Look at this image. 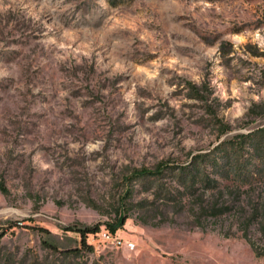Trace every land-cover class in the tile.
Masks as SVG:
<instances>
[{
    "label": "rangeland",
    "instance_id": "374dc122",
    "mask_svg": "<svg viewBox=\"0 0 264 264\" xmlns=\"http://www.w3.org/2000/svg\"><path fill=\"white\" fill-rule=\"evenodd\" d=\"M263 130L264 0H0V264H264Z\"/></svg>",
    "mask_w": 264,
    "mask_h": 264
},
{
    "label": "trees",
    "instance_id": "16d2710c",
    "mask_svg": "<svg viewBox=\"0 0 264 264\" xmlns=\"http://www.w3.org/2000/svg\"><path fill=\"white\" fill-rule=\"evenodd\" d=\"M263 136L259 139H257L258 134H255L252 139H250L251 143L250 147H254V150L256 151V153L258 152L259 154V158H261L264 154V130L262 131ZM241 141H238L236 143H233V145H229L231 146V148L228 149V152L224 153L221 155V157H225V162L223 167L226 169V171H229L231 173L234 172V174H241L242 172V164H240V147L244 144L245 139L244 136H241ZM228 153H230V155H228ZM211 157L207 155H203L198 157V159L195 161L194 168H193V172H190L189 178L192 181H194V178L197 177V173L199 171V168L201 166H204V164H206L208 161V163L211 162ZM167 164L165 163H160L157 166V169L154 171L151 170H140L136 173H134L131 177L129 178H133L138 177H147V176H159L160 173L163 172V170L165 169V166ZM167 169V168H166ZM3 190H5L4 187H2ZM126 215V214H125ZM124 215H121L119 218H115L114 221L112 222H105V223H97L94 225H86V226H82L79 224H73V225H69L67 226V230L69 231H74L76 233H79L80 235V246L74 247V248H70L65 250V252L63 253L66 256H77V257H81L84 255V253H89V252H93L94 251V246L93 244L90 242V235L91 234H96L97 232L101 231V226L102 224L106 225V228L112 232H116L119 226H122L124 224ZM40 228V227H39ZM51 245V244H50Z\"/></svg>",
    "mask_w": 264,
    "mask_h": 264
},
{
    "label": "built area",
    "instance_id": "2783aa9c",
    "mask_svg": "<svg viewBox=\"0 0 264 264\" xmlns=\"http://www.w3.org/2000/svg\"><path fill=\"white\" fill-rule=\"evenodd\" d=\"M90 239L92 240L91 243L93 245H95L94 242L99 239L107 244L109 243L116 247L126 246L130 250L134 249L136 245L135 242L125 241L121 239L118 236L117 231L112 232L107 228L101 229V231L97 232L96 234H91Z\"/></svg>",
    "mask_w": 264,
    "mask_h": 264
}]
</instances>
